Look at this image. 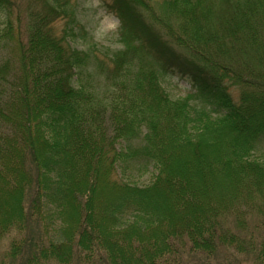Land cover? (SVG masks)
Wrapping results in <instances>:
<instances>
[{
    "label": "trees",
    "instance_id": "trees-1",
    "mask_svg": "<svg viewBox=\"0 0 264 264\" xmlns=\"http://www.w3.org/2000/svg\"><path fill=\"white\" fill-rule=\"evenodd\" d=\"M73 2L0 0V264H180L239 247L264 222V0L108 1L128 47L102 95L96 54L69 42ZM160 71L194 92L172 99Z\"/></svg>",
    "mask_w": 264,
    "mask_h": 264
},
{
    "label": "rangeland",
    "instance_id": "rangeland-1",
    "mask_svg": "<svg viewBox=\"0 0 264 264\" xmlns=\"http://www.w3.org/2000/svg\"><path fill=\"white\" fill-rule=\"evenodd\" d=\"M108 1L110 0H74L73 5L77 11V19L83 29L76 28V35L69 37L72 47L80 50H91L92 54H96V61L93 59L90 63H97L93 66L92 72L93 70L96 72L94 82L97 89H99V95H102L106 88L110 86V82H112V78L114 77L109 73H111L114 63L117 61V55L115 54L118 52L116 51H123L128 47L122 34L121 19L114 11L109 10L107 6ZM4 22L5 18L0 15V30L3 28ZM64 25L65 21L63 20L56 23L58 33L63 32ZM12 43L14 45V42ZM9 47V43L5 44V47H3L5 51L3 50V53L10 52ZM136 60L139 59L135 57L131 58L130 56V58L126 59L125 63H132ZM160 80L172 99H184L191 92H194L190 84L177 74H166L160 71ZM236 93H238V90L234 92V95ZM134 143L136 144L137 141ZM137 165V169L136 167L133 168L135 169L133 174L137 180L139 182H149L152 168H146L139 163ZM118 172L119 177H127V174H123L121 169ZM256 222L249 224L247 232L243 235L246 237L241 238L237 242L239 247H236L237 244L235 247L222 246L209 259L199 256L188 257L182 260L180 264H204L205 261L212 264H257L255 253L252 250L256 249L258 251L264 246V222ZM6 240L5 242L3 241L1 250L9 246V241Z\"/></svg>",
    "mask_w": 264,
    "mask_h": 264
}]
</instances>
